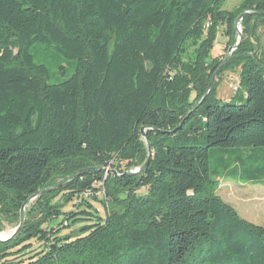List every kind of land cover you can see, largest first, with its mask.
<instances>
[{
  "label": "trees",
  "instance_id": "obj_1",
  "mask_svg": "<svg viewBox=\"0 0 264 264\" xmlns=\"http://www.w3.org/2000/svg\"><path fill=\"white\" fill-rule=\"evenodd\" d=\"M223 2L0 0V230L1 219L17 222L53 161L78 158L82 169L113 157L135 164L147 155L142 127L152 151L138 175L106 184L108 195L127 190L122 212L100 218L79 198L101 171L84 172L56 195L66 196L62 207L41 196V218L0 241V264H264V227L211 191L212 149L221 157L264 148V53L249 39L264 25V0L232 11ZM244 12L231 60L242 62L245 102L211 103L205 95L193 104L217 27L230 37ZM33 42L74 59V73L49 84L30 54ZM243 169L264 182V168ZM31 240L37 249L27 254Z\"/></svg>",
  "mask_w": 264,
  "mask_h": 264
},
{
  "label": "rangeland",
  "instance_id": "obj_2",
  "mask_svg": "<svg viewBox=\"0 0 264 264\" xmlns=\"http://www.w3.org/2000/svg\"><path fill=\"white\" fill-rule=\"evenodd\" d=\"M242 1L243 0H224L222 9L232 11L237 8ZM239 29L242 37L237 47L241 44L244 38L243 26L241 23L239 24ZM216 30L217 34L214 46L211 50L210 57L207 58L208 67L204 77L203 92L201 91L202 94H199L193 100V104H197V106H199L198 102H200L202 96L205 94L214 74L215 76L211 82L209 91L206 94V96H209L211 103L216 101L218 103L232 101L234 104L245 102V91L241 86L239 73L242 62H233L231 60L233 59L235 50L237 49V47L233 46L238 42V32L236 31L234 25L230 37L227 38L223 32L225 30L223 25L218 26ZM249 34L251 45L253 44L254 46H257V53L259 55L263 54L264 25L256 26ZM230 48L231 50H229ZM14 51L16 52V50ZM30 54L32 55V59L35 63L42 64L46 67V81L49 84L60 83L68 79L75 71L76 61L65 57L53 46L41 42H33L30 47ZM193 97L194 94L190 96L191 99ZM146 133V128L143 132H141L140 129L141 140L146 148L147 155L145 159L141 158V160H137L135 164H129L126 161L118 160L113 157L101 167L89 165L88 168L82 169L81 166L78 167L81 163V160L78 158L53 161L48 166L43 180L39 184L35 193L51 188L53 189L38 195L33 199L35 201L31 200L33 201L32 203L30 201L25 205L22 212L23 221L21 229H25L30 222L34 223L41 218V203H44L45 200V198H42L41 196L50 194L51 197L53 196L54 198L60 191L67 190L68 186H70L73 181L76 182L82 178L84 172H92L95 169H98L101 172H98L97 176L91 177L88 180L90 183L89 186L76 194H78L79 198H81L80 195L87 198L92 205L98 209V214L101 216L100 218L104 217L105 212L108 216L122 212L124 205L127 202V190L124 189L122 191H118V189H116L113 190V193L110 191L111 195H108L106 193V184L112 177L114 179L122 178L125 175V172L135 171L147 161L148 148L150 149V147L147 144ZM194 136L197 135L195 134ZM201 141L204 144L205 139L203 138ZM212 150L210 153V165L214 173L211 179L213 183L211 191L214 197L229 204L237 212L239 217L254 225L264 227V182L253 181L254 178H246L248 177V173L243 169L244 167H247L251 172L263 169L264 148H256L252 150L247 148L226 150L227 154L221 157L217 150ZM232 153H234V155H232ZM222 157L225 158L222 159ZM82 170L84 171L79 173ZM138 174H131V176H136ZM145 192L146 188L144 187L136 189V194L138 195H144ZM128 193H130V191H128ZM65 197L66 196L61 195L56 197L59 199V207L63 206ZM101 203L104 204V207ZM70 207L71 203H68L64 205L63 210H68ZM20 209L18 210L17 222L15 221V223H9L5 219H1L3 228L0 230V233L8 234L18 225L20 219ZM29 244V247H27L29 253L27 254H30L32 250L37 249V243L35 240H31Z\"/></svg>",
  "mask_w": 264,
  "mask_h": 264
},
{
  "label": "water",
  "instance_id": "obj_3",
  "mask_svg": "<svg viewBox=\"0 0 264 264\" xmlns=\"http://www.w3.org/2000/svg\"><path fill=\"white\" fill-rule=\"evenodd\" d=\"M245 13H248V12L241 13V14H240L239 16H237V18L235 19L234 25H235V29H236V31L238 32L239 39H238V42H237L233 47H237V45H238V44L240 43V41H241V37H242V35H241V31H240V29H239V24L241 23L242 17L244 16ZM229 50H231V48H230ZM214 76H215V74H214ZM214 76L211 78L210 83H209V85H208V87H207V90H206L205 94L202 96L201 100H202V99L205 97V95L208 93L209 88H210V85H211V82L213 81ZM201 100H200V101H201ZM145 128L148 129V127H142V128H141V132H143V130H144ZM150 156H151V151H150V149L148 148V158H147V161H146L142 166H140L139 168H137L135 171L125 172V174H138V173L142 172L143 169L147 166V162H148V159L150 158ZM83 171H84V170L80 171L79 173H81V172H83ZM52 189H53V188H51V189H47V190H45V191H38V192L32 194L31 196H29V197L25 200V202L21 205V209H20V219H19V223H18V225H17V226L11 231V232H9L8 234L0 233V241H7V240L13 238V237L19 232V230H20V228H21V225H22V221H23V215H22V212H23V209H24L25 205H26L28 202H30L31 200H33L35 197H37L38 195H40V194H42V193H44V192H48V191H50V190H52Z\"/></svg>",
  "mask_w": 264,
  "mask_h": 264
},
{
  "label": "bare ground",
  "instance_id": "obj_4",
  "mask_svg": "<svg viewBox=\"0 0 264 264\" xmlns=\"http://www.w3.org/2000/svg\"><path fill=\"white\" fill-rule=\"evenodd\" d=\"M130 172V171H129ZM128 175H131V174H128Z\"/></svg>",
  "mask_w": 264,
  "mask_h": 264
}]
</instances>
